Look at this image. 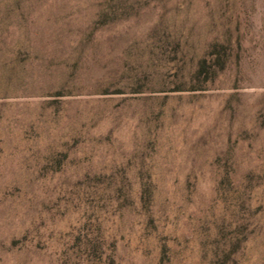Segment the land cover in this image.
Listing matches in <instances>:
<instances>
[{
  "label": "rangeland",
  "instance_id": "374dc122",
  "mask_svg": "<svg viewBox=\"0 0 264 264\" xmlns=\"http://www.w3.org/2000/svg\"><path fill=\"white\" fill-rule=\"evenodd\" d=\"M0 264H264V0H0Z\"/></svg>",
  "mask_w": 264,
  "mask_h": 264
}]
</instances>
